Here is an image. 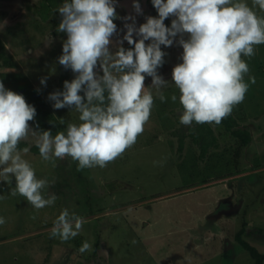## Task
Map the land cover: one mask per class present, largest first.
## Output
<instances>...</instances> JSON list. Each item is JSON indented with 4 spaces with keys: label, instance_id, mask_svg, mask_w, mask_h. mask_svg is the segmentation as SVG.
Listing matches in <instances>:
<instances>
[{
    "label": "rangeland",
    "instance_id": "1",
    "mask_svg": "<svg viewBox=\"0 0 264 264\" xmlns=\"http://www.w3.org/2000/svg\"><path fill=\"white\" fill-rule=\"evenodd\" d=\"M118 1L113 0L117 31L108 45L113 55L125 44L112 39L123 34L125 20L131 18L116 5ZM39 2L0 0V38L17 63L16 71L31 80L66 129L68 123H81L80 114L74 108L55 109L48 97L64 91V81L71 82L77 74L59 64L67 33L57 31L58 21L41 20L32 11ZM245 2L252 6V0ZM254 10L264 16L258 6ZM180 38L170 47L162 45L168 57L157 73L166 85L157 89L152 78L145 77L153 98L171 89L179 100L172 71L183 62ZM133 39H139L135 33ZM254 48L255 56L243 59L250 68L244 80L255 76L256 83L250 84L244 101L232 111L243 117L237 128L250 134L238 173L233 169L238 142L213 123L208 124L217 146L203 160L197 159L200 150L189 136L196 124L180 123L183 109L179 105L163 124L156 121L153 107L136 143L104 168L78 171V162L69 156L44 161L40 154L21 151L36 177L49 182L42 189L45 198L52 194L57 198L53 205L35 209L25 197L10 194L14 178L10 177V183L0 178L4 197L0 217L5 220L0 225V264H253L232 237L244 221V239L264 254V44ZM94 71L103 75L99 63ZM37 139L38 135L29 133L22 141L36 145ZM208 164L209 173L202 170ZM65 208L84 220L79 235L66 242L50 238ZM85 241L92 250L81 254Z\"/></svg>",
    "mask_w": 264,
    "mask_h": 264
},
{
    "label": "clouds",
    "instance_id": "2",
    "mask_svg": "<svg viewBox=\"0 0 264 264\" xmlns=\"http://www.w3.org/2000/svg\"><path fill=\"white\" fill-rule=\"evenodd\" d=\"M152 3L159 18L148 17L138 29L134 24L126 25L124 40L134 44V49L120 47L114 55L108 48L110 37L117 31L113 0H65L58 8L62 20L57 31L67 33L58 62L77 75L71 82L64 81V91L53 92L48 99L54 102L55 109L74 108L80 114L79 125L68 123L66 130L55 136L50 130L34 131L29 121L36 116V109L0 81V178L6 183L11 182L10 177L15 179L12 196L18 193L35 209L51 206L57 198L55 194L45 198L42 189L49 182L38 179L21 156V151L27 153L29 148L20 150L18 144L29 133L38 135L36 146L44 161L69 156L78 161V171L104 168L132 147L143 133L154 104L152 93L146 90L145 77H151L157 89L166 85L167 81L157 73L166 55L161 45L172 46L178 34L183 62L173 68L172 80L179 89L183 108L180 123L218 125L244 101L256 79L248 76L249 82H245L250 68L241 57L255 56L254 46L264 44V16L254 10L258 6L264 12V0H252L251 7L245 0ZM134 8L141 12L139 3ZM169 16L176 19L166 27L164 21ZM133 33L140 38L134 40ZM184 33L189 34V39H183ZM148 40L151 43L146 45ZM98 63L102 76L94 71ZM40 83L46 80L42 78ZM158 96L161 102L166 101L163 92ZM170 99L175 103L177 96L173 94ZM4 223L0 217V225ZM83 224L82 217L65 208L54 222L50 238L69 241L79 235ZM91 250L87 241L79 248L81 254Z\"/></svg>",
    "mask_w": 264,
    "mask_h": 264
},
{
    "label": "trees",
    "instance_id": "3",
    "mask_svg": "<svg viewBox=\"0 0 264 264\" xmlns=\"http://www.w3.org/2000/svg\"><path fill=\"white\" fill-rule=\"evenodd\" d=\"M64 2L65 0H40L38 6L33 8L32 11L34 10V13L41 20L54 19L60 23L62 20V16L57 10L62 6ZM149 2L154 9L153 18H159L158 11L153 6L152 0H149ZM173 18L174 16H169L165 19L164 24L166 27H171ZM149 43H151V40H148L145 44L147 45ZM122 47L125 50L134 49V44H126ZM161 50L166 53L162 46ZM167 57L168 56L166 53V55L164 56L163 65L166 63ZM241 58L244 59L245 57L242 56ZM16 70L17 63L13 59L12 55L7 51L5 44L0 38V81L3 82L7 90H11L17 94L23 95L26 102L36 109V116L34 117L33 121H29V126L37 132L50 130L53 136H55L59 131H65L66 129L56 118V116H54L51 107L47 105L40 91L33 86L31 80L24 73ZM163 93L166 97V101L161 102L159 96H155L153 98V109L155 113L151 112L156 115L155 119L159 124L168 122V117H171L174 107H176L177 105H179V107L183 109L179 100L173 103L170 99L171 95L173 94L177 96L176 92L174 93V90L167 89ZM239 115L240 113L235 111L232 112L231 115L224 118L220 124L217 125L213 123V125L217 127H223L224 131L228 133L231 138L235 139V141L238 142V145L233 152L234 159L235 161L237 160L235 162V168L233 167V169L237 173L239 172V163L242 155V150L250 143L249 132L247 130H241L237 128L238 120H242L243 118ZM195 124L196 127L191 130L189 136L191 137L192 143L197 145L200 150L197 157V159L200 161L205 158L209 149L215 148L217 146V138L215 137L214 131L208 123ZM26 147L29 148L28 152L37 155L40 154L39 149L36 145H29L27 142L21 140L18 144V149L22 150ZM181 148L182 141L178 145V149L180 150ZM222 162L228 163L226 160H222ZM205 164H207V162ZM210 165L211 164L203 166L202 170L207 172V169L210 167ZM240 225L241 226L239 227V229L233 234V241L245 253L248 254L253 264H264V254L260 253L255 246L244 239L246 223L243 221Z\"/></svg>",
    "mask_w": 264,
    "mask_h": 264
},
{
    "label": "water",
    "instance_id": "4",
    "mask_svg": "<svg viewBox=\"0 0 264 264\" xmlns=\"http://www.w3.org/2000/svg\"><path fill=\"white\" fill-rule=\"evenodd\" d=\"M139 3L141 12L137 13L134 4ZM116 5L121 8L127 15H130V19L125 20V24H134L135 28H139L140 24L139 22H147V18L151 17V9L149 7V1L148 0H119ZM129 16V17H130ZM129 20V22H128ZM134 20V21H133ZM127 32V28L124 29L123 34H120L119 36H114L112 40L116 42V44L120 43L121 45H126L128 42L124 40V36ZM134 36V33H133ZM184 38L189 39V34L184 33L183 34ZM140 38V37H138ZM119 44V45H120Z\"/></svg>",
    "mask_w": 264,
    "mask_h": 264
},
{
    "label": "flooded vegetation",
    "instance_id": "5",
    "mask_svg": "<svg viewBox=\"0 0 264 264\" xmlns=\"http://www.w3.org/2000/svg\"><path fill=\"white\" fill-rule=\"evenodd\" d=\"M149 1V0H148ZM149 7H150V9H151V17H153V13H154V9L152 8V6H151V4H150V2H149ZM179 36V34L177 35V37ZM176 37V38H177ZM162 46V45H161ZM163 48V47H162ZM164 49V48H163ZM165 50V49H164ZM167 59V58H166ZM167 62V61H166ZM166 64V63H165ZM164 64V65H165ZM164 65H162L161 67H163ZM161 67H159V68H161Z\"/></svg>",
    "mask_w": 264,
    "mask_h": 264
}]
</instances>
